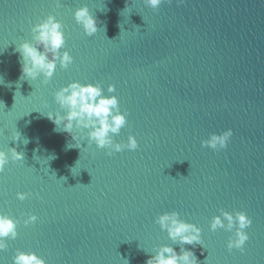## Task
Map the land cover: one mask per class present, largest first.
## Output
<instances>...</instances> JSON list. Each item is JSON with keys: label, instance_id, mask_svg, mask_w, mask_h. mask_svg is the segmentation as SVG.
Masks as SVG:
<instances>
[{"label": "water", "instance_id": "1", "mask_svg": "<svg viewBox=\"0 0 264 264\" xmlns=\"http://www.w3.org/2000/svg\"><path fill=\"white\" fill-rule=\"evenodd\" d=\"M59 3L0 0V150L23 153L0 174V212L38 218L18 226L3 264L17 249L47 264H144L145 251L179 253L153 223L172 211L202 229L205 249L184 247L204 264H264V0H173L155 13L142 0ZM83 6L97 21L91 37L72 17ZM48 15L64 26L74 62L45 85L30 83L15 48ZM73 81L99 83L105 95L115 85L129 115L113 140L132 134L137 150L67 147L71 137L46 113L58 111L53 93ZM229 128L225 150L200 147ZM17 192L32 195L21 202ZM218 209L252 219L244 254L225 250L228 233L208 231Z\"/></svg>", "mask_w": 264, "mask_h": 264}, {"label": "clouds", "instance_id": "2", "mask_svg": "<svg viewBox=\"0 0 264 264\" xmlns=\"http://www.w3.org/2000/svg\"><path fill=\"white\" fill-rule=\"evenodd\" d=\"M142 3L144 7L155 13L162 4L171 5L173 0H142ZM175 3L180 6L184 0H175ZM56 6H61L59 0H56ZM126 9L127 6L124 11ZM72 17L84 36L91 37L97 32V21L90 14L87 6L76 9ZM31 33V42L24 41L15 48V52L19 55L20 79L30 83L39 80L45 85L53 77L57 66L60 69H67L73 64V57L65 48L64 26L55 16L48 15L41 22L34 24ZM106 91L107 95L99 83L82 84L73 81L53 93L58 111L47 112L46 117L55 125V130L71 137L72 143L67 145L68 148L81 151V143L87 141L86 147L94 145L97 150H104L106 156L138 149L137 139L132 134L128 135L124 143L114 142L113 137L128 125L129 113L121 111L119 101L113 94L115 85L108 84ZM232 136L231 128L219 134L210 133L206 139L200 141V147L213 152L223 151ZM19 140L20 134L13 133L11 141L15 143ZM27 143L28 141L25 140L24 144ZM22 160L23 153H18L15 148H8L7 152L0 150V174L9 163L15 164ZM73 169L71 168L70 171ZM30 195L32 194L29 192H17L15 198L23 202ZM217 211L218 215H213L208 223V231L215 233L222 230L228 233L225 250L229 254L234 250L244 254L245 244L249 240L247 229L251 227L252 219L242 210L229 212L218 209ZM24 215L21 214L22 217ZM37 219V216L31 213H28L26 218L18 219L8 213L0 212V253L8 250V241L17 239V228L21 223L27 227L34 224ZM153 223L158 225L160 231L166 232L168 239L174 244L180 245V249L177 253L173 247L162 246L145 251L148 258L144 264H204L207 260L206 257L203 262L199 261L192 250L184 247L189 245L194 248L199 245L205 249L200 227L182 220L176 211L164 212L156 216ZM0 264H3L2 260ZM11 264H47V262L33 251L17 249L11 257Z\"/></svg>", "mask_w": 264, "mask_h": 264}]
</instances>
